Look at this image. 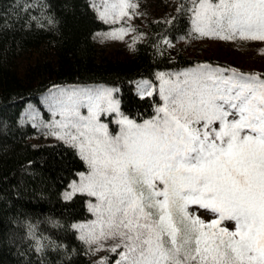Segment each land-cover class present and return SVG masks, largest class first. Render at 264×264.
Masks as SVG:
<instances>
[{
	"label": "snow or ice",
	"instance_id": "6c2138e0",
	"mask_svg": "<svg viewBox=\"0 0 264 264\" xmlns=\"http://www.w3.org/2000/svg\"><path fill=\"white\" fill-rule=\"evenodd\" d=\"M193 3L201 36L264 41V0ZM130 7L116 0L100 18L114 21ZM165 84L157 117L143 124L122 117L115 136L101 122L119 112L110 92L55 101L64 117L58 127L68 130L58 138L90 167L72 194L98 201L90 205L97 219L73 227L89 244L118 238L116 264H264V80L204 71ZM192 205L216 218L206 222Z\"/></svg>",
	"mask_w": 264,
	"mask_h": 264
},
{
	"label": "trees",
	"instance_id": "16d2710c",
	"mask_svg": "<svg viewBox=\"0 0 264 264\" xmlns=\"http://www.w3.org/2000/svg\"><path fill=\"white\" fill-rule=\"evenodd\" d=\"M193 12V0L154 8L144 36L114 55L98 51L96 34L112 25L91 0H0V264H92L73 227L91 216L87 195L63 196L87 163L72 144L31 140L40 129L22 116L28 101L56 85L104 84L122 115L152 118L161 105L156 75L198 61L184 45L171 56L164 44L192 38ZM144 79L155 89L140 96L136 83ZM101 118L115 128L110 115Z\"/></svg>",
	"mask_w": 264,
	"mask_h": 264
},
{
	"label": "rangeland",
	"instance_id": "374dc122",
	"mask_svg": "<svg viewBox=\"0 0 264 264\" xmlns=\"http://www.w3.org/2000/svg\"><path fill=\"white\" fill-rule=\"evenodd\" d=\"M171 1L172 0H129V3L135 5V7L127 8V15L122 17L117 15L114 21L113 16L109 15L107 23H110L112 26L96 34L98 51L100 53L104 52L114 55L128 51L135 40L144 36L143 27L145 19L148 18L153 9L160 7L161 5H168ZM91 2L94 9L101 17V13L105 11V8H108L110 13L112 12V4L115 3L116 0H91ZM214 2H216V0H214ZM193 19L194 12L190 28L193 35L192 38L182 39L178 43L165 40L164 44L165 50L171 56H174L177 53L180 45H184L186 52L197 53L196 57H198V61L192 67L183 68L178 71H163L156 75L157 92L161 98V105L157 110L164 104L161 89L162 87H167L165 81H182L186 78V75L204 71H213L217 74H222L224 77H231L233 72H235L238 74L255 75L260 79H262L261 75L264 74V41L243 40L239 37L232 40H222L212 36H201L194 30ZM122 29L123 33H121ZM112 33H116V36H113ZM208 58H210L211 61L207 60ZM154 89L152 81L144 79L136 83V92L140 96L150 94ZM103 90L110 92L111 98L117 101L112 88L104 84L56 85L40 96L38 101H28L23 110L22 116L25 119L27 118L30 120L31 123H35L40 129L39 133L36 136H33L31 140L34 143L61 140L72 144L67 137L64 139L58 138L60 135L64 134V131L68 130H62L58 127V125L64 121V117L60 114V110L55 105V101L64 98L67 95H72L73 93L77 96H82L87 92H99ZM42 108L45 109L47 115L44 116L42 114ZM157 110L152 118L143 120L142 122H134L136 124H143L145 121L155 119L158 115ZM79 112L82 116H87L88 108L86 106H81ZM103 115L105 117L110 115L111 122L115 127L113 130L108 127L109 133L113 136L119 134L122 126L117 121L126 116L122 115L120 111L118 113H105ZM127 119L131 120L130 118ZM101 122L107 124V121L104 118H101ZM71 131L73 134L75 133L74 129ZM76 149L79 152L77 147ZM89 172L90 167L87 163V170L77 174L76 178L73 179L63 191V196L67 197L68 194L72 195V186L74 184L78 185L81 182V174L87 175ZM96 203H98L96 197L87 195V207L91 216L89 219L78 221L75 225H89L97 219L96 214L90 208V205H95ZM189 211L206 222L216 218L211 212L199 209L198 206L195 205L190 206ZM221 226L232 229L235 225L231 221H224ZM76 229L81 237V230L79 228ZM119 243L120 240L118 238L102 240L99 243L93 244L86 243L92 264H101V261L106 264L109 258H114V262L116 263V261L120 259L119 253L123 251V248H117L115 252L111 251V249Z\"/></svg>",
	"mask_w": 264,
	"mask_h": 264
}]
</instances>
